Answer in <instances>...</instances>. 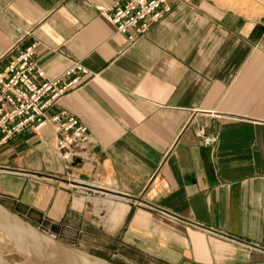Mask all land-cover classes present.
Segmentation results:
<instances>
[{
    "label": "crops",
    "instance_id": "0c3cea01",
    "mask_svg": "<svg viewBox=\"0 0 264 264\" xmlns=\"http://www.w3.org/2000/svg\"><path fill=\"white\" fill-rule=\"evenodd\" d=\"M111 1L0 0V68L31 41L48 76L80 61L91 73L46 114L93 139L73 161L50 121L7 139L0 200L121 264H264V18L170 0L128 41Z\"/></svg>",
    "mask_w": 264,
    "mask_h": 264
},
{
    "label": "built area",
    "instance_id": "2783aa9c",
    "mask_svg": "<svg viewBox=\"0 0 264 264\" xmlns=\"http://www.w3.org/2000/svg\"><path fill=\"white\" fill-rule=\"evenodd\" d=\"M169 8L170 0H114L103 5L100 13L116 31L133 41ZM35 47V41L20 46L0 68V145L26 128L39 129L50 121L57 131V147L67 160L91 158L93 139L83 121L65 110L46 114L91 71L80 61H73L57 75L48 76L36 62ZM198 133L203 143L215 140L204 127Z\"/></svg>",
    "mask_w": 264,
    "mask_h": 264
},
{
    "label": "water",
    "instance_id": "95a60500",
    "mask_svg": "<svg viewBox=\"0 0 264 264\" xmlns=\"http://www.w3.org/2000/svg\"><path fill=\"white\" fill-rule=\"evenodd\" d=\"M0 226L10 232L11 235L16 233L36 246L49 261V264H118L104 256L62 240L53 233L33 224L1 200ZM16 227L20 228L22 233L16 230Z\"/></svg>",
    "mask_w": 264,
    "mask_h": 264
},
{
    "label": "rangeland",
    "instance_id": "374dc122",
    "mask_svg": "<svg viewBox=\"0 0 264 264\" xmlns=\"http://www.w3.org/2000/svg\"><path fill=\"white\" fill-rule=\"evenodd\" d=\"M214 2L215 4L222 6V7H227L230 9H234L237 11H240L246 15L249 16H258L264 18V0H210ZM44 230L48 231L45 227H41ZM55 235V234H54ZM57 236V235H56ZM61 238L62 240L67 241L66 239H70L68 237L64 236H57ZM67 242H70L72 244H75L77 246H80L92 253L98 254L100 256H104V251L95 247H91L90 249L85 248V244L78 243L77 241H73L70 239ZM81 244V245H80ZM0 254L1 257L8 261L10 264H28L29 260L26 256H24L21 253H18L16 251L8 250L6 248H3L0 246ZM106 257V256H104ZM108 258V257H106ZM110 259V258H108ZM118 264L124 263L122 260L113 258L110 259Z\"/></svg>",
    "mask_w": 264,
    "mask_h": 264
},
{
    "label": "bare ground",
    "instance_id": "6f19581e",
    "mask_svg": "<svg viewBox=\"0 0 264 264\" xmlns=\"http://www.w3.org/2000/svg\"><path fill=\"white\" fill-rule=\"evenodd\" d=\"M22 233L20 228L16 227ZM0 246L8 250L16 251L23 254L29 260L28 264H49V261L43 256V254L34 246L29 243L21 236L16 233L10 234L4 228L0 226ZM1 264H10L8 261L4 260L0 254ZM27 264V263H26Z\"/></svg>",
    "mask_w": 264,
    "mask_h": 264
}]
</instances>
